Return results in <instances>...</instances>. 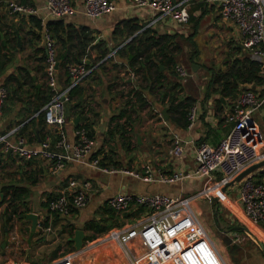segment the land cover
<instances>
[{"label": "built area", "instance_id": "obj_1", "mask_svg": "<svg viewBox=\"0 0 264 264\" xmlns=\"http://www.w3.org/2000/svg\"><path fill=\"white\" fill-rule=\"evenodd\" d=\"M191 0H132L135 6H147L153 15L146 24L151 25L162 18L184 24L189 20L188 4ZM217 3L222 18L231 21L239 32L240 44L248 50L251 59L261 61L259 74L261 83H247L237 96L230 100L224 122L228 132L215 144L197 141L193 146L195 166L187 171L171 173L156 172L149 163L140 169L121 165L100 163L96 153V139L88 134L84 126L75 127L72 139L66 136L65 103L70 90L80 84L91 68L83 58L79 63L68 65L71 79L60 85L57 81V45L48 31H44V71L49 99L41 107L44 121L53 127L54 136L47 133L37 143L30 144L24 135L16 132L17 127L0 133L3 151L9 150L21 160L41 158L47 170L57 174L69 163L88 165L102 173H124L147 182L174 183L184 179H199L200 186L186 194L132 193L120 191L110 195L105 203L115 213L135 212L136 216L121 226H113L101 237L112 239L122 246L129 264H228L200 221L193 202L198 198L212 197L223 201L226 186L236 181V176L249 166L264 161V136L254 113L264 103V0H204ZM114 0H82V12L90 18L100 17L113 11ZM9 8L14 12L34 13L29 4L11 1ZM44 8L51 17L59 18L76 9L72 0H45ZM175 70L181 77L191 76L176 64ZM7 97V90L0 86V113ZM197 116V107L192 104L186 115L187 127H191ZM95 153V154H94ZM169 153L181 158L183 140L172 137ZM264 166V165H263ZM262 166V167H263ZM255 169L239 180L237 197L243 212L253 223L264 219V177L256 178ZM91 182L69 177L68 183L48 200L52 213L67 214L72 208L83 207L88 200ZM227 204L229 198L226 197ZM48 229V228H47ZM74 252L57 257L48 264H75ZM4 264H17L6 260Z\"/></svg>", "mask_w": 264, "mask_h": 264}, {"label": "crops", "instance_id": "obj_2", "mask_svg": "<svg viewBox=\"0 0 264 264\" xmlns=\"http://www.w3.org/2000/svg\"><path fill=\"white\" fill-rule=\"evenodd\" d=\"M11 1L28 3L31 7L36 9V12H34L33 14H35L37 17H40L43 23H45L48 19L55 18L47 14L44 8L45 0H0V44H6V31L9 30L14 32L16 41L18 35L20 42L19 47L16 44L15 48L13 49V60L7 64V68L5 69V71L0 74V86H3L4 79L8 74L12 72L16 74L18 71V67L22 66L27 67L28 70L32 72L33 77L37 76V80L35 82L37 88L41 85H43V87H46L45 85L47 84V82L45 72H43V69L38 71L35 70L36 65L42 64L41 61L38 60L39 54H36L34 47L28 45L27 42L29 35L26 33V31L32 25V21H30L28 17L29 13L11 11L9 8V2ZM201 1L204 0H191L187 6H190L194 3H199ZM114 2L116 4V7L113 11L100 17L90 18L84 15L82 12V0H72V3L76 7L75 11L73 13L62 16L65 23L73 24L75 28H86L87 30H89V32L91 31V33L95 37L93 44H99L98 46H96L98 47V50L102 47H108L110 49V52L107 56H111L112 59L106 61V68H104L103 70L97 67V63L92 67L93 61L89 58H84L85 64H88L89 67L93 69V72H91L90 70V76H87L80 83V85H83L85 87V90L82 94H80L79 100H84L87 102L91 101L90 103L93 105V110L91 112L87 111L84 114L93 121V137L96 139L97 149L101 147L104 152L106 151L109 153V151H111L113 159L117 160L116 164H113L112 162L107 164L121 165L128 168L140 169L143 164L149 163L154 171L163 173H171L173 171L180 170H191L195 166L193 146L197 142V140L203 139L205 141H208L209 143L215 144L228 132L229 125L225 123L223 119L229 110V105H226L225 99L223 101L220 100V96L219 100L223 103V107L217 110L218 107L215 104V98L218 96L215 93L206 90L205 83L197 81V71H194L190 76L191 80L186 81L188 82V84H192V87H189L188 89L185 88L184 90H181L179 92L181 96L192 97L193 104H195L197 107V116L191 127H182L178 122L175 121V117L171 116L172 113L174 115H176V113H174L173 111L167 112L166 104H161L162 102L158 101L157 98H155L152 99L151 102L154 103V110H156V112L158 111L159 113H162V109L166 107V118L163 115V125H158L157 123L159 122L153 121L151 117L145 120V122H141L140 124L137 123L136 120L140 117V114L144 112L142 109L139 112L136 111L132 114V124L129 126V132H126L124 134L125 136H127V138H125L124 135H120V133L112 131L113 122H111V124L108 123L109 117L117 113L122 99L126 97V95L116 93V90L122 89L125 93L127 89H129L131 85L135 84L139 79L138 74L132 71L127 64L128 60L134 56V53L130 52L129 48L127 47V43L132 38L127 42H124L127 38V35L119 32L115 33V30L118 27H122L124 21L130 19L133 22H137L142 25L140 30L149 29V34L175 35L174 40L178 42L181 48L182 45L180 39L183 37L187 41L192 39L193 35L197 34V31H199L201 26H206L204 32H209L210 30H213V32H215L219 30V25L222 24V22L227 23L231 26L232 30H234V38L236 36L239 38L237 27L231 21L222 18L219 13L218 5L215 2H206L207 4L206 6L202 7L203 9H201V7L193 9L192 14L197 19L196 21H194L193 19L191 21L188 20V22L184 24H179L166 17L148 26H146V24L153 15V11L149 7L135 6L133 5L132 0H114ZM140 30L136 31L135 34ZM237 42L242 50H245V48L240 44V38L237 39ZM96 47H92V49L90 50V56L92 58L96 56ZM140 58L141 57H137L136 62H139ZM155 60H157V57H155ZM114 63L118 65L122 64L124 68L129 69V71L123 73V75L125 76V82L123 84H120V86L115 89H109L107 84L109 83V80L114 77V69H116L118 72L122 71V68L120 67L115 68L116 64ZM162 67L160 66V69H162ZM67 76L70 80V73L68 71H65L64 68L60 67L58 64V83L60 85H64L65 83H67L65 82ZM143 92L148 102H150V99L154 95H152L151 91L148 90ZM228 101L230 102V99ZM77 102L79 101L76 99V97L72 96L65 103L66 122L64 124V130L66 136L69 139H72L73 137L75 125L78 123H82L85 120V118H81L80 114L75 112V109L73 108V104ZM32 105L33 102H27L26 94L21 89L17 91V94L15 92H12L9 97L7 95L6 100L3 104L2 112L0 113V133L8 132L9 130L20 126V124L23 123L28 124L26 132H29L30 128L33 127L30 121L31 119H35L36 114L35 112L33 113L29 111V108L33 107ZM156 107H158V109ZM77 115L79 116V118L77 123H75L74 119ZM164 126L165 128H163ZM46 128L51 129V131L53 132V127L51 125L46 124ZM119 136L121 146H123V148L120 146L118 149H116L110 144L113 143L112 141H114V139L118 140L119 142ZM174 136H177L183 140V153L181 155V158H176L169 153L171 139ZM39 140L40 139L30 142L27 139L30 144L37 143ZM2 148L3 145L0 144V154L6 157L4 158L3 156H0V163L1 165H7L6 162L11 159L9 156L12 152L9 150H4V152H2ZM5 151H7V153H5ZM20 160L21 159H17V161L15 162L18 166L16 171L19 178H23L22 171L25 168L29 171L35 169L37 171L38 181L39 177H41V179H44V181H42L40 185H36L37 183H39L38 181L35 184H29L26 180L21 179L24 181V183L26 182V184L29 185V190L24 197V201L28 206V211H33L37 214L38 225L36 226V229L41 230L40 232L42 239L48 238V233L51 230L52 233H54V230L57 229L61 231V229L65 227L67 222L72 223L74 225V229L71 233L67 230L65 232H61L60 235H62L64 241L70 239L72 240L74 230L77 228L82 229L84 231V234L86 235V233L88 232L83 228L84 222L89 220L90 218L99 217L101 208L103 207L106 199L116 192H157L167 195H177L182 193H189L200 186V181L196 178L184 179L174 183L147 182L133 178L124 173H102L94 168H91L88 165L74 162L67 164L57 174H52L47 170L45 162L41 158H35L32 164H25V160ZM40 168H45L43 173L38 172ZM262 168H264V166L261 167V169ZM74 175H76L77 179L80 181L88 180L89 182H91V188L88 189L87 203L83 207L75 209L74 211H70L67 214L50 212L48 210L47 204H45L47 195L51 194L50 196L52 198L53 195L59 192V190L68 183V178L74 177ZM235 183H238V186L240 184L239 180H236ZM34 189L38 190L37 193L33 192ZM28 195H33L34 197L30 200ZM229 200L230 201L227 203L228 205L225 204L227 206L225 207L229 210V212L231 214H235L238 218H241L240 215L246 217L238 200L237 194L236 198H229ZM0 201H2V193H0ZM5 203L6 202H1L0 204V207L3 206L0 212V231H2L3 235H5L4 237H6L8 227L7 225H4ZM43 211H45V213H42ZM239 220L244 221L243 219ZM22 221L27 222L30 229V219L24 216ZM256 226L262 229L259 224H256ZM245 234L249 239L252 240L253 234L256 233L249 231L248 233L245 232ZM35 236L37 237V235ZM35 236H33V239ZM4 237L2 238L4 239ZM257 237L260 238V236L258 235ZM55 238L59 239L60 237L58 235H55ZM262 239L264 240V238ZM29 241V245H32L33 242ZM83 241H85V236ZM255 243L259 247L258 239ZM7 246L8 240L6 242V247ZM217 249L226 259L223 251L219 247H217ZM1 250L2 255H5L4 252L6 251L3 250V247H1ZM223 250L225 252V249ZM226 260H229V258ZM76 263L77 261H75V264ZM228 264H231V262H228Z\"/></svg>", "mask_w": 264, "mask_h": 264}, {"label": "trees", "instance_id": "obj_3", "mask_svg": "<svg viewBox=\"0 0 264 264\" xmlns=\"http://www.w3.org/2000/svg\"><path fill=\"white\" fill-rule=\"evenodd\" d=\"M206 4L207 3L205 1H201L188 6L189 20L191 21L194 19V21H196L197 19L192 14L193 9L200 7L203 9L202 7L206 6ZM28 17L30 21H32V25L26 31V33L29 35L27 42L28 45L34 47L36 54H39L38 60L42 63L35 66L36 71L43 69V72H45L44 48L42 45V35L44 31H48L55 40L57 45V61L59 66L63 67L65 71H67L69 64L79 63L83 58H89L93 61L92 67L97 63V67L103 70L106 68V61L112 59L111 56H107L110 52L108 47H102L98 50V47L96 46L99 44H93L95 37L91 31L89 32V30L86 28H75L73 24L65 23L62 17L48 19L45 23L42 22L40 17H37L33 13H29ZM141 27V24L133 22L129 19L124 21L122 27H118L115 30V33H124L128 37L140 30ZM148 31L149 29L140 30L127 43V47L129 48L130 52L134 53V56L128 60L127 64L132 71L138 74L139 79L135 84L131 85V87L127 89L125 93L122 89L116 90V93H121V95H126V97L122 99L117 113L109 117L108 123L111 124V122H113L112 131L120 133V135H124L126 132H129V126L132 124V114L136 111L139 112L145 105H147L148 100L143 91H152L154 87L162 85L163 83L161 82L166 79L165 70L160 69V65H163L165 68H170L174 73L175 66L177 64L176 54L180 50V46L178 42L174 40L175 35H155L149 34ZM6 39L5 45L0 44V74L5 71L7 64L13 60V49L17 44L14 32L11 30L6 31ZM92 47L97 48V53L94 58L90 56V50ZM234 48L240 54H229L226 59H223L220 62V65L214 66L215 64H211V66L207 67L208 79L205 82L206 90H209L218 96L215 98V104L218 107L217 110L223 107V103L219 100L220 96L225 99L226 105H230L228 100L235 98L240 90H242V88L247 85V83H250L251 86H258L261 83V76L259 74V69L262 64L261 61L251 59L248 50L245 49L243 52L242 48L238 44H236ZM137 57H141L139 62H136ZM155 57H157V60H155ZM187 59H189L190 63L197 64L195 55L191 54L188 56V58H186V60ZM86 66L89 65L86 64ZM117 67L122 68V71H119L122 73L120 75V73L114 69V77L110 79L109 83L107 84L109 89H115L120 86V84H123L125 82V76L123 73L129 71V69L124 68L122 64H116L115 68ZM91 72H93V69H91ZM87 76H90V73H88L85 78ZM34 77L32 72H30L27 67L21 66L18 67L16 74L13 72L8 74L4 79L3 84L7 90L8 97L12 94V92L17 94V91L21 89L26 94L27 102H33V107H28L30 112L36 113L35 119H31L30 121L33 127L30 128L29 132H26L28 124L23 123L20 124L16 130L18 134L26 136L30 142L42 139L49 132L51 133L52 137L54 136V133L51 131V129L46 128L43 112L40 110L44 103L49 99V89L46 85V87L41 85L37 88L35 85L37 76ZM69 81V77L67 76L65 82L68 83ZM84 90L85 87L80 84L75 85L70 90V97L75 96L79 101L73 104L75 112L79 113L81 118H85L82 123L76 124L75 127L82 125L87 129L88 134L93 136V121L84 114L87 111L91 112L93 110V105L90 103L91 101L87 102L84 100H79V96ZM179 90L180 82L172 81V83L169 84L168 90L160 93L159 99L162 100V102L165 100L164 104L167 106V112L173 111L177 114V116H175V121L178 122L182 127H186L188 124L186 115L189 107L193 104V98L189 96H179ZM260 124L262 131H264V118ZM124 137L127 138L125 135ZM197 141H203V139H198ZM5 153H7V151H5ZM96 153L100 155V163L102 164L111 162L113 164L117 163V160L113 159L111 151H109V153L106 151L104 152L101 147H99L96 150ZM34 160L35 158L31 160H25L24 163L32 164ZM44 169L45 168H40L38 172L43 173ZM22 176L23 178H19V180H17L18 182H24L23 180H26L29 184H35L38 181L37 171L35 169L29 171L24 168L22 171ZM75 176L76 175H74V177ZM263 177L264 168L259 169L256 173V178L258 180H261ZM15 181L0 184V193H2V201H0V204L1 202H6L4 225L7 226L12 219H23L25 216L24 214L29 210L26 202L24 201V197L29 190V185L21 183L19 184ZM50 195L51 194L47 195L45 204H47L48 200L51 198ZM214 206L218 212L219 208L218 206L216 207V203ZM74 210L75 208L71 209V211ZM100 213L101 215H99V217H93L84 222L83 228L88 232L85 235V240H92L102 235L113 226L123 225L126 222L125 219L129 218L130 216L129 214L125 213L124 219L118 218L115 211L106 203H104ZM232 220L233 224L230 227L231 230L241 233H248L242 229L235 228V225H241L238 219L236 220L234 218ZM258 224L264 229V219L259 221ZM65 227L61 229V232H65L67 230L71 233L74 229V225L68 222L66 223ZM257 233L260 234L259 232ZM64 245L68 249L67 251L74 249L73 241L71 239L66 240ZM59 247L60 245L57 246V248ZM232 249L233 246L230 247L229 250ZM56 257V251H53L51 253L50 259L52 260ZM232 257V261L235 262V264H238L239 262L235 261Z\"/></svg>", "mask_w": 264, "mask_h": 264}, {"label": "rangeland", "instance_id": "obj_4", "mask_svg": "<svg viewBox=\"0 0 264 264\" xmlns=\"http://www.w3.org/2000/svg\"><path fill=\"white\" fill-rule=\"evenodd\" d=\"M205 28L206 26H201L199 31H197V34L193 35V40L190 39L187 41L184 37L181 38L180 42L182 46L178 51V54H176V63L181 64L189 74H193L194 71H197V81L201 83H205L208 79V66H211V64H215L214 66L220 65V62L223 59L227 58L229 54H240L234 48L238 43L237 39L239 38L237 36L234 38V30H232L229 24L222 22V24L219 25V30L215 32H213V30L204 32ZM242 51L244 52V50ZM191 54H195L197 64L190 63L189 59L186 60V58H188V56ZM193 65H195V67ZM163 67L162 69H164L166 72V79L161 82L163 83L162 85L156 86L152 89L151 93L154 96H152L150 102H147V105L142 108L144 112L140 114V117L136 120V122L139 124L141 122H145V120H147L149 117H151L153 121L159 122L157 123L158 125L164 124V122H162L164 120L163 114L154 110L155 105L151 101L152 99L157 98L158 101L162 102V100L159 99L160 95L158 94L162 93L163 91H167L169 88V84L172 83V81L180 82V90L178 92L184 90L185 88L188 89L189 87H192V84H188V82H186L191 80V77L189 75L181 77L175 72V70L173 73L170 68ZM179 96H181L180 93ZM164 101L165 100H163L161 104H164ZM156 108L158 109V107ZM171 116L175 117L177 116V114L174 115L172 113ZM254 117L260 127L261 120L262 118H264V103L259 107L258 111L254 113ZM163 128H165V126ZM260 130L262 131L261 127ZM263 132L264 131H262V133ZM118 139L119 142L118 140L114 139V141H112L113 143L110 144L116 149L121 146L120 136L118 137ZM121 147L123 148V146ZM0 156L3 155L0 154ZM3 157L5 158L6 156ZM9 157L11 159L6 162L7 165H1L0 163V184L10 183L15 180L16 183L26 184V182L24 183L22 181H17L19 180V176L16 171L18 166L15 162L19 158L13 153H11ZM42 181H44V179H41V177H39V183H37L36 185H40ZM235 182L231 185L226 186L225 198L223 199L224 202H226V197H229L230 199L236 198V194L238 193V183ZM37 191V189L33 190V192L36 193ZM182 194L184 195L186 193ZM28 197L31 200V198H33L34 196L28 195ZM223 201H219V199L216 198L215 203L216 207L218 206L219 208L218 212L215 206H211V200L207 199L206 197L198 198L193 202L194 209L199 213L198 216L200 221L204 224L208 234L214 240L216 247H219L223 251L226 259L229 258L230 260L227 261L231 262V264H235V262H233L231 259L232 256L235 261L239 262L238 264H264L263 253L255 243L258 239L257 235L253 234V239L251 240L246 236L245 233L231 230L230 227L233 224L232 219H243L245 222L239 220L241 225H246L256 232H259L260 239L263 244L264 240L262 238H264V229L262 227L261 228L263 230L260 229L258 226H256V224H254L250 219L246 217L240 215L241 218H238L235 214H231L226 208V205L228 204H223ZM2 208L3 206L0 207V212ZM42 213H45V211H43ZM125 213L129 214V217L132 216L129 219H125L126 222H129L136 216V213L132 211L116 213V215L118 218L124 219ZM28 226L29 225L27 222H24L22 220L19 221L16 219H12L8 223L6 232L8 246L6 247V244L3 246V250L7 253L4 252L5 255H2V250L0 248V264H4L6 260H13L17 264H48L57 257H60L69 252H74V259L78 264H129L128 258L122 246H120L117 241L101 238L107 231L92 240L83 241L80 249H72L67 251L68 249L64 245L65 241L62 235H60L61 231L59 229L54 230V233H52L51 230L48 233V238L42 239L40 232L41 230H37L35 228L29 241L33 242V244L29 245L27 238L30 229ZM35 235H37V237ZM55 235H58L60 238L56 239ZM4 236L5 235H3L2 231H0V242L2 241V237ZM33 236H35L34 239ZM58 245H60L59 248H57ZM232 246L233 249L229 250ZM222 248L225 249V252ZM53 251H56L57 257L51 260L50 256Z\"/></svg>", "mask_w": 264, "mask_h": 264}, {"label": "water", "instance_id": "obj_5", "mask_svg": "<svg viewBox=\"0 0 264 264\" xmlns=\"http://www.w3.org/2000/svg\"><path fill=\"white\" fill-rule=\"evenodd\" d=\"M134 35H135V33L132 34L131 36L127 37L124 42H127L128 40H130ZM19 45H20V42H19V37L17 35V46L19 47ZM16 50H15V53H16ZM57 66H58V63H57ZM160 66L162 67V65H160ZM193 66L195 67V65H193ZM220 100L223 101L224 98L221 96ZM162 113H163L164 117L166 118V107H164L162 109ZM78 118H79V116L77 115L74 119L75 123H77ZM263 165H264V161L253 164V165L249 166L248 168H246L245 170H243L241 173H239L235 179L240 180L248 172L255 170V169H258V168L262 167ZM215 202H216V198L213 196L212 200H211V206H214ZM24 215L26 218L30 219V221H31V226H30V230H29V234H28V238H27V240L29 241L34 230H35V228H36V226L38 225V220H37L38 217H37V214L33 211H27ZM235 228H239V229H242V230L247 231V232L251 231L246 225H235ZM84 236H85V234H84V231L82 229L77 228L74 230V235L72 236V240L74 242L73 245H74V248L76 250L80 249L82 242H83V239H84ZM6 242H7V238L4 237V239L2 240V242L0 244V248L3 247L6 244ZM258 244H259L261 252L264 255V244L260 238H258Z\"/></svg>", "mask_w": 264, "mask_h": 264}, {"label": "bare ground", "instance_id": "obj_6", "mask_svg": "<svg viewBox=\"0 0 264 264\" xmlns=\"http://www.w3.org/2000/svg\"><path fill=\"white\" fill-rule=\"evenodd\" d=\"M251 231L250 232H255L258 236H260L255 230L253 229H250Z\"/></svg>", "mask_w": 264, "mask_h": 264}, {"label": "flooded vegetation", "instance_id": "obj_7", "mask_svg": "<svg viewBox=\"0 0 264 264\" xmlns=\"http://www.w3.org/2000/svg\"><path fill=\"white\" fill-rule=\"evenodd\" d=\"M22 219H19V221H21Z\"/></svg>", "mask_w": 264, "mask_h": 264}]
</instances>
